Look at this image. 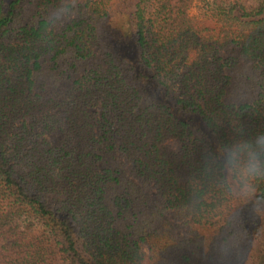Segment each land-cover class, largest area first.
Listing matches in <instances>:
<instances>
[{"label": "trees", "instance_id": "trees-1", "mask_svg": "<svg viewBox=\"0 0 264 264\" xmlns=\"http://www.w3.org/2000/svg\"><path fill=\"white\" fill-rule=\"evenodd\" d=\"M65 2L0 0V264H240L202 158L264 129V0Z\"/></svg>", "mask_w": 264, "mask_h": 264}, {"label": "clouds", "instance_id": "clouds-1", "mask_svg": "<svg viewBox=\"0 0 264 264\" xmlns=\"http://www.w3.org/2000/svg\"><path fill=\"white\" fill-rule=\"evenodd\" d=\"M71 0L54 8L61 20ZM203 173L221 195L222 217L246 240L240 264H254L258 236L264 234V129L248 134L238 129L203 156Z\"/></svg>", "mask_w": 264, "mask_h": 264}, {"label": "rangeland", "instance_id": "rangeland-1", "mask_svg": "<svg viewBox=\"0 0 264 264\" xmlns=\"http://www.w3.org/2000/svg\"><path fill=\"white\" fill-rule=\"evenodd\" d=\"M188 16L193 25L198 26L201 25L205 21V17L200 14L197 9V1H195L192 6L188 10ZM177 234H181V230L176 231Z\"/></svg>", "mask_w": 264, "mask_h": 264}]
</instances>
